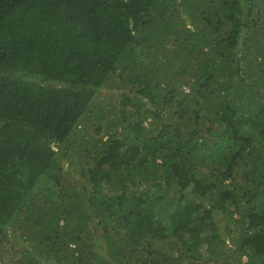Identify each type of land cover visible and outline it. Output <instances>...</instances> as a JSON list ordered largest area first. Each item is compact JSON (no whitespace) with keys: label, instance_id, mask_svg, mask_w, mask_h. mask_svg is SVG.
<instances>
[{"label":"trees","instance_id":"obj_1","mask_svg":"<svg viewBox=\"0 0 264 264\" xmlns=\"http://www.w3.org/2000/svg\"><path fill=\"white\" fill-rule=\"evenodd\" d=\"M175 1L0 0V264H264V0Z\"/></svg>","mask_w":264,"mask_h":264},{"label":"rangeland","instance_id":"obj_2","mask_svg":"<svg viewBox=\"0 0 264 264\" xmlns=\"http://www.w3.org/2000/svg\"><path fill=\"white\" fill-rule=\"evenodd\" d=\"M180 2V0H176L174 3L176 4V7L177 8H179V6H178V3ZM184 8V7H183ZM181 10H182V17L188 22V23H191V19H190V17H189V15H188V12L186 11V8H184V10L181 8ZM114 88V87H113ZM112 83H110V84H108L107 86H105L104 88H103V90H102V95L103 96H105V94L106 95H110L111 93H112ZM106 99V98H105ZM107 100V99H106ZM106 100H104V101H106ZM103 102V101H102ZM223 222H224V220H223ZM223 238L225 237V240H229V238H228V235L227 234H225V235H223L222 236Z\"/></svg>","mask_w":264,"mask_h":264}]
</instances>
